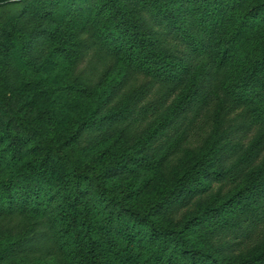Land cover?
<instances>
[{"label":"trees","instance_id":"16d2710c","mask_svg":"<svg viewBox=\"0 0 264 264\" xmlns=\"http://www.w3.org/2000/svg\"><path fill=\"white\" fill-rule=\"evenodd\" d=\"M0 264H264V0H0Z\"/></svg>","mask_w":264,"mask_h":264}]
</instances>
